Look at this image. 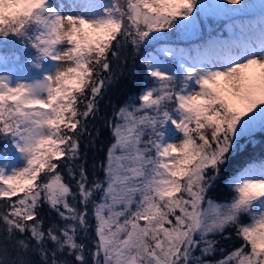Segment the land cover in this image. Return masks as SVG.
<instances>
[{
	"label": "snow or ice",
	"instance_id": "1",
	"mask_svg": "<svg viewBox=\"0 0 264 264\" xmlns=\"http://www.w3.org/2000/svg\"><path fill=\"white\" fill-rule=\"evenodd\" d=\"M0 143V264H264V0H0Z\"/></svg>",
	"mask_w": 264,
	"mask_h": 264
},
{
	"label": "trees",
	"instance_id": "2",
	"mask_svg": "<svg viewBox=\"0 0 264 264\" xmlns=\"http://www.w3.org/2000/svg\"><path fill=\"white\" fill-rule=\"evenodd\" d=\"M32 54V50L29 49L24 57ZM126 59V63L124 60ZM112 83L110 87L105 90L104 99L100 102V111L96 117L89 122V130L92 131L95 137L89 144L87 140L83 147V151L86 155V160L89 168L90 177L93 174L102 175L98 168H93L94 163H99L103 158L109 142V129L105 124V120L111 116L113 106L124 102L126 99L134 97L141 86L145 83V73L142 65L139 64V58L133 57L130 50L122 54L120 60H114L112 62ZM0 143V147H2ZM255 155H261L260 150H257ZM227 195H231L230 192ZM237 242L221 241L219 247L224 249V252H217L212 259H219L226 252L230 251Z\"/></svg>",
	"mask_w": 264,
	"mask_h": 264
},
{
	"label": "rangeland",
	"instance_id": "3",
	"mask_svg": "<svg viewBox=\"0 0 264 264\" xmlns=\"http://www.w3.org/2000/svg\"><path fill=\"white\" fill-rule=\"evenodd\" d=\"M61 0H53V3L59 4ZM64 2H67V0H64Z\"/></svg>",
	"mask_w": 264,
	"mask_h": 264
}]
</instances>
